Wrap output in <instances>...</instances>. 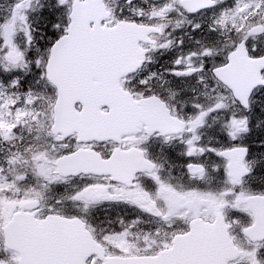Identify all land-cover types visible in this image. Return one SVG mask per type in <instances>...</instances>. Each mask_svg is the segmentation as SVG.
I'll return each mask as SVG.
<instances>
[{
  "label": "snow or ice",
  "instance_id": "6c2138e0",
  "mask_svg": "<svg viewBox=\"0 0 264 264\" xmlns=\"http://www.w3.org/2000/svg\"><path fill=\"white\" fill-rule=\"evenodd\" d=\"M0 264H264V0H0Z\"/></svg>",
  "mask_w": 264,
  "mask_h": 264
}]
</instances>
